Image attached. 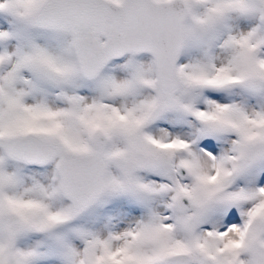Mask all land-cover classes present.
Wrapping results in <instances>:
<instances>
[{"label":"snow or ice","instance_id":"obj_1","mask_svg":"<svg viewBox=\"0 0 264 264\" xmlns=\"http://www.w3.org/2000/svg\"><path fill=\"white\" fill-rule=\"evenodd\" d=\"M0 264H264V0H0Z\"/></svg>","mask_w":264,"mask_h":264}]
</instances>
